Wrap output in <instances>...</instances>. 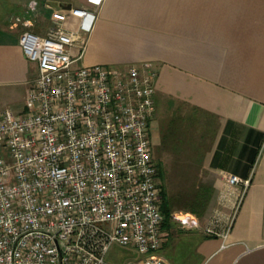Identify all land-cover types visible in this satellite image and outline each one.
Here are the masks:
<instances>
[{"label": "built area", "instance_id": "1", "mask_svg": "<svg viewBox=\"0 0 264 264\" xmlns=\"http://www.w3.org/2000/svg\"><path fill=\"white\" fill-rule=\"evenodd\" d=\"M29 13L12 24L37 74L24 109L0 112V264H168L150 137L157 68L79 65L96 8L54 11L45 35ZM223 179L202 229L226 239L251 179Z\"/></svg>", "mask_w": 264, "mask_h": 264}, {"label": "crops", "instance_id": "2", "mask_svg": "<svg viewBox=\"0 0 264 264\" xmlns=\"http://www.w3.org/2000/svg\"><path fill=\"white\" fill-rule=\"evenodd\" d=\"M98 1L0 0V97L21 98L22 111L37 74L14 16L30 11L31 29L45 35L54 11L96 8L77 63L153 62L158 77L150 137L163 173L159 184L169 193V176L176 174L181 190L186 182L192 190L194 181L214 189L203 217L189 204L173 205L162 255L168 264H264V0ZM77 25L75 18L67 22ZM79 50L75 46L73 54ZM224 172L251 179L226 239L202 229L217 206Z\"/></svg>", "mask_w": 264, "mask_h": 264}, {"label": "trees", "instance_id": "3", "mask_svg": "<svg viewBox=\"0 0 264 264\" xmlns=\"http://www.w3.org/2000/svg\"><path fill=\"white\" fill-rule=\"evenodd\" d=\"M159 177L163 180V173L158 165ZM160 185L161 209L164 214L163 225L167 228L171 226L173 203L163 181ZM214 189L208 185L202 184L200 188L189 197V210L199 217H203L208 209Z\"/></svg>", "mask_w": 264, "mask_h": 264}, {"label": "rangeland", "instance_id": "4", "mask_svg": "<svg viewBox=\"0 0 264 264\" xmlns=\"http://www.w3.org/2000/svg\"><path fill=\"white\" fill-rule=\"evenodd\" d=\"M22 106V100L21 98L17 100L14 95H5L3 97H0V112L4 110L5 108H11L14 111H18L19 108ZM171 181H170V187L171 189L169 190L170 197L172 199V203L174 205L175 209H178L181 207V203H184L185 205L189 204V197L199 188V186L196 187V181H194L193 184L190 186L193 188L192 190H189L188 183H185V186L187 187L186 190H181V178L179 175L172 174L169 176ZM196 180V179H195ZM202 185V183H200ZM200 185V186H201ZM216 205V204H215ZM187 207V206H186ZM116 255V254H115ZM114 256V253H113ZM125 257V255H124ZM125 259V258H124Z\"/></svg>", "mask_w": 264, "mask_h": 264}]
</instances>
